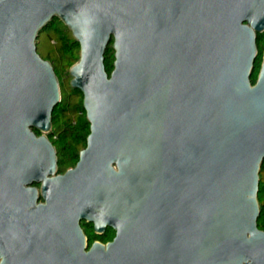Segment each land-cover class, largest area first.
<instances>
[{"label": "water", "instance_id": "95a60500", "mask_svg": "<svg viewBox=\"0 0 264 264\" xmlns=\"http://www.w3.org/2000/svg\"><path fill=\"white\" fill-rule=\"evenodd\" d=\"M54 18L89 124L63 174ZM263 33L264 0H0V264H264ZM81 219L113 242L85 250Z\"/></svg>", "mask_w": 264, "mask_h": 264}, {"label": "trees", "instance_id": "16d2710c", "mask_svg": "<svg viewBox=\"0 0 264 264\" xmlns=\"http://www.w3.org/2000/svg\"><path fill=\"white\" fill-rule=\"evenodd\" d=\"M51 47L50 52L43 57L51 63L58 78L61 101L52 114V129L49 135L50 141L56 148L58 172L62 173L73 167L78 159V153L85 148L86 138L89 135V124L85 118L82 106V94L72 89L64 75L69 68L79 59V46L74 41L71 33L61 21L54 18L41 32ZM258 57L255 62L251 83L254 84L260 68L262 53L264 50V33L257 36ZM114 61L111 44L106 49L104 65L109 74ZM37 135H40L36 132ZM258 202L260 216L258 228L264 230V161L259 174Z\"/></svg>", "mask_w": 264, "mask_h": 264}, {"label": "flooded vegetation", "instance_id": "af4514ba", "mask_svg": "<svg viewBox=\"0 0 264 264\" xmlns=\"http://www.w3.org/2000/svg\"><path fill=\"white\" fill-rule=\"evenodd\" d=\"M55 150H56V148H55ZM79 153H78V156H79ZM56 155H57V153H56ZM77 161H78V159H77ZM73 167H70L68 169H71ZM64 172H62V173L57 172V173L63 174ZM32 187L39 188V185L33 184ZM39 203L43 204L44 202L42 199H38L35 202V204L38 205ZM79 227L83 233V236L85 237V243H86V249L85 250H88L90 247H92L94 242L100 243V245H102L103 247H106L107 244L112 243L113 239L115 238L116 230L114 228H112L111 226H108V225H106L105 230L102 233H96V231L94 229L93 222L87 221L85 219H81V220H79Z\"/></svg>", "mask_w": 264, "mask_h": 264}, {"label": "rangeland", "instance_id": "374dc122", "mask_svg": "<svg viewBox=\"0 0 264 264\" xmlns=\"http://www.w3.org/2000/svg\"><path fill=\"white\" fill-rule=\"evenodd\" d=\"M50 51H52V50H51V47L49 46V44L47 43L45 36L43 35V33H40L38 40H37V52H38V54L43 58ZM67 75H68V72L64 76L67 77ZM66 80L70 81L69 78H67Z\"/></svg>", "mask_w": 264, "mask_h": 264}]
</instances>
